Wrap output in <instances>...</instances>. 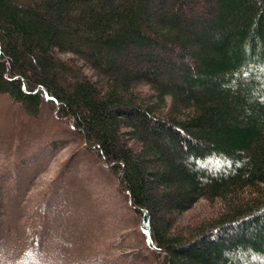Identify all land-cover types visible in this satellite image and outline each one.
Masks as SVG:
<instances>
[{
    "label": "trees",
    "instance_id": "obj_1",
    "mask_svg": "<svg viewBox=\"0 0 264 264\" xmlns=\"http://www.w3.org/2000/svg\"><path fill=\"white\" fill-rule=\"evenodd\" d=\"M193 1L0 0V93L69 121L138 218V253L112 264H264V0ZM19 159L0 175V264L77 262L54 222L69 180L27 215Z\"/></svg>",
    "mask_w": 264,
    "mask_h": 264
},
{
    "label": "rangeland",
    "instance_id": "obj_2",
    "mask_svg": "<svg viewBox=\"0 0 264 264\" xmlns=\"http://www.w3.org/2000/svg\"><path fill=\"white\" fill-rule=\"evenodd\" d=\"M14 1L23 4L26 0ZM192 3L195 11L207 13L206 1ZM85 71L91 73L89 69ZM61 123L49 114L31 117L8 95L0 93V173H3L0 175L20 177L19 163L24 158L20 160L19 157L23 154L25 163L35 164L32 182L24 197L29 205L27 215L40 201L45 205L58 202L63 180H69L64 185V189L71 192L66 199H72L73 203L75 195L77 203H73L62 218L56 216L54 221L65 227L70 221L75 229L70 234L68 246L73 248L71 242L75 244L72 259L78 261L68 264H79L80 260L84 264H98L101 256L106 258V264H112L117 263L123 253L137 254L144 237L138 218L128 209L125 197L119 191L116 176L83 148L79 139L70 140L65 135L69 121L63 122L62 126ZM210 210L208 202H201L186 213L184 219L203 218ZM36 217L41 218L38 214ZM137 261L136 264H145L142 259Z\"/></svg>",
    "mask_w": 264,
    "mask_h": 264
},
{
    "label": "snow or ice",
    "instance_id": "obj_3",
    "mask_svg": "<svg viewBox=\"0 0 264 264\" xmlns=\"http://www.w3.org/2000/svg\"><path fill=\"white\" fill-rule=\"evenodd\" d=\"M261 71H264V68H262ZM243 74H244V75H247V74H248V73H247V70H245Z\"/></svg>",
    "mask_w": 264,
    "mask_h": 264
}]
</instances>
